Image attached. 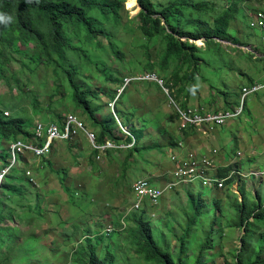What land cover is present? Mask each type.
Wrapping results in <instances>:
<instances>
[{
	"label": "trees",
	"instance_id": "trees-1",
	"mask_svg": "<svg viewBox=\"0 0 264 264\" xmlns=\"http://www.w3.org/2000/svg\"><path fill=\"white\" fill-rule=\"evenodd\" d=\"M165 1L139 0L144 9L139 16L135 32L140 33L145 41L135 52L141 57L139 61L146 60L144 65H147L151 72L157 67L166 69L175 66L171 78L165 82L166 87L171 88L172 95L179 99L186 86L193 84L199 63L196 54L200 48L189 41L205 40L206 45H209L217 44L218 40H226L235 18L236 6L249 4L253 0H220L219 3L209 0L215 5L205 2L192 6L189 0L180 2L168 0V5H165ZM126 2L127 0H0V16L9 17L7 20L0 19V79L5 78L6 72L13 67L15 71L20 69L24 71L28 68L18 63L19 57H14L22 50L19 41L25 35L45 41L48 50L57 58L55 69L60 70L64 77V80L58 77L57 83L53 85L63 98L61 105L68 100L73 104L75 111L80 112L83 120L90 121L96 129L99 145L105 144L108 140L117 146L132 143L133 138L120 129L112 112L104 118L99 115L106 110L108 101L115 98L117 89L123 85L125 78L135 74L130 73L134 64L127 62L129 58L125 49L127 44L124 46L117 44L111 39L112 35L108 31L110 27L128 29L130 25L137 23L135 19L130 18ZM130 3L133 4V0ZM207 5L211 11V19L208 17L210 15L208 10L205 9ZM128 6L131 7V4ZM104 23L108 26H104ZM64 32L69 36L67 40L61 41ZM75 38L78 46L76 48L70 45ZM182 39L186 41L183 42ZM38 45L41 48L45 47L41 43ZM29 47L34 49L36 45L29 44ZM20 58L22 62L26 60L22 54ZM34 68V72L39 75L40 67ZM106 72L110 75L106 79L109 86L103 89V92L98 88H85L83 82L85 77H77L79 73L98 76ZM17 84L19 79H14V83H10L9 79L6 81L8 87H16L17 91H21V86ZM250 84L254 82L250 80ZM104 96L107 97L106 105L100 103ZM129 96L130 93L126 96L124 94L123 100L116 106L117 113L122 119L125 118L123 108ZM33 102L40 107L36 97H33ZM39 109L41 121L60 122L56 114V116L47 114L45 117V111L49 109L47 105ZM139 109L137 106V113H132L135 119L140 117ZM19 112L14 108L10 118L0 116V173L10 164L12 143L17 140L33 143L36 139L33 131L35 123L31 120L24 121L22 118L25 115L23 112L19 115ZM149 123L154 124L153 121ZM124 124L130 128V132L138 141L145 137L144 129L147 124L133 132L131 128L135 127L131 119ZM134 132H138V137ZM37 142L43 144L41 140ZM56 146L54 150L58 153L59 149ZM156 148H159L158 144ZM126 149L132 148L111 149L106 154L111 153L116 157L119 151ZM99 155L101 152L95 150L93 153L95 159ZM21 160L28 163V158L24 155L21 156ZM92 161L90 160V163ZM122 163L127 165L126 160ZM36 165V172L42 167L54 170L55 162L53 159L44 158ZM57 174L62 189L69 197V204L72 202L70 205L74 209L73 214H81L83 217L75 219L73 216L65 219L59 213L56 219L51 218L49 210L52 203L34 188L38 185L37 182L27 175L25 168H14L5 176L0 187V264H183L181 259L186 251L184 235L190 229L203 233V228L195 227L198 221V207L201 205L202 216H208L210 221L203 237L195 245L198 255L195 264L204 263L205 253L213 248V237L223 232V229H215L216 224L222 228L233 226L246 232L242 235L241 246L235 248L238 251L232 259V264H264V258L260 253L252 261L244 258V255L249 253L245 245L264 237V232L262 235L259 233V230L264 229V209L260 203H252L251 198L247 197L243 190L241 203L237 201L236 196H228L221 207L219 201L211 196L212 190L189 185H182L176 190L173 198L178 201L177 209L181 212L180 203L187 202L189 217L182 235L177 237L175 253L170 249V243L166 244L164 240L165 231L172 220L170 209L162 212V215L167 214V221L163 219L155 221L151 217L153 207L149 205L140 211L130 212L123 218L128 210L122 211L114 206L112 201H108L103 203L107 205L106 211L102 209L101 214L96 217L94 208L97 206L96 197L99 193H93L84 185L73 182L67 170ZM46 181V178H42V182ZM9 198L12 201L23 198L25 202L19 203V209L11 207L7 210ZM226 207L236 212L235 218L223 217ZM40 217L44 218L43 225H38ZM99 218L108 221L115 229L108 234ZM17 221L19 223H16ZM11 222L16 225H10ZM53 235L61 241L47 243L51 254L46 256L41 240L45 241ZM78 238L81 240L78 241ZM118 244L120 248L117 247ZM99 246L103 249L99 250Z\"/></svg>",
	"mask_w": 264,
	"mask_h": 264
},
{
	"label": "rangeland",
	"instance_id": "rangeland-1",
	"mask_svg": "<svg viewBox=\"0 0 264 264\" xmlns=\"http://www.w3.org/2000/svg\"><path fill=\"white\" fill-rule=\"evenodd\" d=\"M130 1H128V4H131V7H128L134 9L133 11L130 10L132 17H135L139 12L137 0H133V4ZM176 1L180 2L182 0ZM189 1L191 6L196 3L205 2L214 4L209 0ZM215 1L219 3L220 0ZM168 3L169 1L166 0L165 5H168ZM257 8L264 11V0H253L245 8L242 5L236 6L235 18L231 23L228 38L225 41H217V44L209 45H206L205 40L194 42L200 48L196 54L199 62L196 67L197 73L194 76L193 84L191 83L186 86L178 102L182 106L203 107L209 111H224L228 108L229 110L240 111L237 117L229 119L227 124L223 128H219L215 133L207 135L196 134L193 138L187 139L188 147L185 149L190 150L191 148L192 150H197L199 147L216 149L219 155L215 152L209 153L206 149H202L205 157L210 162L206 167L209 170L215 169L219 165V162L225 163L222 157L225 154L229 155L230 158L233 152L240 151L241 155L237 164H241L242 162L241 170L243 175L247 178L248 182H255V187L260 190L259 196H262L264 194V175L261 179V176L248 177L246 174L251 168L261 172L259 170L263 169H259L258 167L264 165V41L261 37L259 38V34L256 35L246 25L247 17L250 18L252 11ZM205 9L208 10L210 14L208 17L211 19L209 5L205 6ZM135 10H138V12ZM103 25L108 26L106 23ZM108 31L112 35L111 39L117 44L120 46L127 44L125 48L127 50L126 55L129 57L127 58V62L134 64L130 72L131 74L151 72L148 66L144 65L146 60L141 59L139 61L141 57H138V53L135 52L140 44L145 41L140 33L135 32L131 25L128 29L110 27ZM63 35L61 41L67 40L68 33L64 32ZM185 41L184 39L183 42ZM19 42L22 50L15 54L14 57H19L18 63L28 68L24 71L22 69L15 71L13 67L10 71L6 72L5 78L0 79V116L10 118L13 115L14 108H16L25 115L22 118L24 121L31 120L36 123L37 118L40 119L42 117L39 108L46 105L49 109L45 111V117L47 114H56L60 119L63 112H75L73 104L68 102V100L61 105L63 98L53 87L57 83L58 77L62 80H64V77L60 70L55 69L57 58L55 54L48 50L47 43L42 40H36L29 35H25ZM38 43L43 44L45 47H39ZM29 44H35L36 48L30 49ZM70 45L76 48L77 38L73 39ZM253 48H255L257 56ZM21 54L26 59L23 62L20 58ZM37 66L40 67L39 75L34 72V67ZM174 69L175 66L173 65L166 67V69L157 67L154 72L166 81L171 78ZM85 74L79 73L77 75V77H85L83 80L85 88H98L102 91L109 86V82L106 81L110 76L109 73L106 72L98 76H86ZM136 77L139 76L132 78ZM8 79L10 83H14V79H19V84L17 85L21 86V91H17L16 87H8L6 85ZM250 80L257 84L256 87H263L254 93H250L243 99L244 91H241V88L250 84ZM247 89L250 88L247 87ZM124 93L125 96L130 93V96L126 102V106L123 108L125 112L123 120L126 123L131 119L135 127L131 128L132 132L136 128H141L144 124H147L144 129L145 137L141 141L137 140L131 150H121L116 157L111 153L110 155L104 152L101 155V159L98 157L95 159L93 153H91L92 149H94L93 144L82 134L72 140V142H58L56 148L59 149V152L57 153L54 150L52 156L55 162L54 170L41 168L40 171L36 172V168L34 171L35 180L38 182V185L34 186V188H37L39 190L38 193L52 203L49 210L51 218L56 219L59 213L65 219L73 216L76 217L75 219L83 217L81 214H73L74 209L70 205L72 202L69 204V197L62 189L61 180L57 174L62 170L69 171L70 179L73 182L84 185L86 189H90L93 193H99L96 197L97 206L94 208L96 217L101 214L102 209L106 211L107 205L103 203L108 201H112L114 206L122 211L129 207L134 202L131 187L138 180L137 178H142L143 176L149 178L147 174L159 177L161 179H155L154 183L163 188L167 183V177L170 176L171 179L168 182L174 184L171 173V156L169 154H162V152L165 151L167 143L173 142L177 137H179V141L184 142V137L178 129V119L170 106L168 97L162 88L156 85V82L149 83L147 81H140V79H134L130 82ZM33 97L38 99L39 108L33 102ZM55 97L56 99H54ZM102 100L100 103L106 105L105 101L107 97H102ZM98 105L94 104V106ZM137 106L140 108L138 112L140 117L135 119L132 113L136 112ZM7 110H10V116L4 114ZM79 115L81 116L80 112ZM99 115L103 118L109 116V109L107 108L106 111H102ZM84 121L87 127L94 131L90 121ZM151 121L154 122L153 125L149 123ZM134 133L138 137V132ZM157 144L159 148H156ZM12 147H14V144ZM219 156L222 158L220 159ZM90 160L93 161L90 163ZM124 160L127 161V165L122 163ZM35 163L36 161L32 160V165ZM42 178H46L47 181L45 183L42 182ZM168 188L172 192H169L167 196L165 195L159 201L156 205L158 206V211H155L151 217L155 221L159 219L167 221V214L162 215V212L165 209H170L172 220L165 231L164 240L166 244L170 243V249L176 253L177 237L182 235L189 212L187 210V202L186 204L184 202L180 203L179 209H182L181 212L177 209L178 201L173 196L179 188H176L175 184L173 187L170 186ZM11 198L7 200V210L11 209V207L19 209V203L25 202L23 198L15 201H12ZM237 201L241 203L239 198H237ZM101 205L103 208H101ZM202 211L203 207L201 205L198 207V221L195 227L203 228L202 231L204 233L207 230L210 219L206 215L202 216ZM223 217L235 218L236 212L234 210L230 211L226 207ZM39 220L38 225H43L44 218L40 217ZM99 220L104 225L103 228L106 231L110 223L103 220V218H99ZM35 222L37 223V219ZM16 223L19 222L17 221ZM16 223L11 222L9 224L16 225ZM77 223L80 224L78 221ZM53 226H56V224H53ZM215 229H223V232L213 237V248L205 253L203 264H232V259L238 251L235 248L241 246V238L245 233L243 229H237L233 226L222 228V226L216 224ZM193 230L190 229L184 235L186 251L181 259L183 264H195V260L198 258L195 245L203 237V233ZM263 232L264 229L259 230L261 235ZM254 238H256L255 233ZM79 240L81 238H78ZM117 247L120 248V244ZM245 247L249 251L248 254L244 255L246 260H254L259 253L264 258V237L245 245ZM98 249L102 250L103 247L99 246Z\"/></svg>",
	"mask_w": 264,
	"mask_h": 264
},
{
	"label": "clouds",
	"instance_id": "clouds-1",
	"mask_svg": "<svg viewBox=\"0 0 264 264\" xmlns=\"http://www.w3.org/2000/svg\"><path fill=\"white\" fill-rule=\"evenodd\" d=\"M128 1L129 0H127V2H126V8L130 13V18L135 19L137 21V23L135 25H131L132 28L135 30L139 24V16H140V14L144 8L140 4L139 0H137L139 12H138V10H135L138 12V14L135 17H132L131 10L133 11L134 9H131L128 7ZM248 5L249 4H244V5H242V7L245 8V6H248ZM238 6H240V4ZM261 14L263 15V19H264V11L263 10H261L260 8H257L254 11H252V13L250 14V18L247 17L246 25L248 24V26H249L248 28L253 30L256 35L259 34V38L261 37V39L264 41V30H260L257 27H254L252 25V22H255L257 19H259L261 17L260 16ZM247 15H248V12H247ZM0 19L7 20V19H9V17L0 16ZM183 40L184 39H182V41ZM218 41H225V40H218ZM189 42L194 43L197 41L190 40ZM253 49L255 51V48H253ZM255 55L257 56L256 51H255ZM134 76H139V77H136L134 79H138V80L140 79V81H147L149 83L150 82H156V85L158 87L162 88L165 95L168 97L170 106L174 110L176 117L178 119V123H179L178 129L181 132V135H183V137H184V142L179 141V137H177V139L174 140L173 142L167 143L165 151H163L162 154H169L171 156V159H172V156H177L180 159H182V158H186L190 153H194V155L198 156V158L200 159L202 156H205V153L203 152L202 149H206V151L209 153L215 152L217 155H219L218 151L216 149H211V148L199 147L197 150H192L191 148H190V150L185 149L188 147L186 140L189 138H193V136L196 134L207 135V134L215 133L219 128H223L227 124V121L229 119H233V118L237 117L240 114V111L235 110V111L231 112L232 111L231 109L230 110L225 109L224 111H209L203 107L202 108H196V107H192V106H185V105L182 106L180 104V102H178V99H176L172 95L171 88L166 87L167 83L165 82V80L163 78H160V76L156 72L141 73V74L135 73L134 75L125 78V82L123 83V85L117 89L115 98L113 100H109L107 105H106V109L108 108L109 112H112L116 116V119H117V122L119 124L120 129L127 136H131L133 138L132 143H130V144L123 143L122 146H120V145L117 146L115 143L112 144L110 142V140H108L105 144L99 145L97 143V132L95 130V127L92 126L95 132L92 129L88 128L85 121L79 115V111L63 112V114L60 118V122H52V121L51 122H43L39 118H37V122L35 123V130H34L35 135H36V139L34 140V142L33 143H27L24 141H17V142H14L11 144L10 147L12 148V151H11V157L9 159L10 164L7 167H5L0 173V187H1V185L5 179V176L8 175L14 168H17V167L25 168L27 170V175L31 176L32 180H35L34 170L37 168L36 164L38 162L42 161L44 158L52 159L55 146L58 144V142H65V143L72 142V140L76 139L81 134L84 135L93 144L94 149H92L91 153H94L95 150H98L101 152V155H102L104 152H107L110 145H112V149L132 148L136 144L137 139L130 132V128L128 126H125L124 120L117 113L116 106L121 100H123V97L125 94L124 92L127 89L130 82H132L134 80L132 78ZM256 86H257V84L254 83L252 85L248 84L246 87H242L241 91L242 90L244 91L243 99H245V97H247L250 93H254L263 87V86H260V88H258ZM247 87L250 89H247ZM188 110H190V112L199 114L200 116L205 117L206 119L208 116H211L214 119V120H212V122L215 125H216V122H215V116L216 115H221V114L225 115V113L231 112V114H234V116L226 117L224 119V123L222 125H217V127L215 128V130L213 132L203 133V128L197 127L196 125L190 124V123L185 122L184 120L181 119L180 112L181 111H188ZM104 111H106V110H104ZM5 115L10 116V110H7L5 112ZM70 115H73L74 117H76V119L83 124L84 129L80 128V130L77 134L70 136V138L67 140L54 141L52 144V151L49 154H45L44 156H40L36 153V151L30 150V149H26L24 152L20 153L19 151H17V149H14V147H12L13 144L16 145L19 142H23L25 145H28V146L44 147L48 141V137H46L44 139H38L37 128H38L39 124H52V123L56 124L57 123L60 126H64L65 121H67V118ZM89 134L94 135V138L92 140L90 139ZM39 140H41L43 142L42 145L39 144V142H37ZM22 155H24L28 158V163H24L21 160ZM81 155H83V153H81ZM101 155H99L97 157L99 159H101L102 158ZM240 155H241V152L238 150L233 152V154L231 155L230 158H229V155L225 154L224 156H222L223 159L225 160V163L219 162V165L215 169H211V170H209L206 167L200 166L198 171L196 173H194V175L192 177L178 176L177 174H175L176 168H177V163L172 159V172H171L172 176H173L172 180L174 181L176 188H181L182 185H189V186L196 187V188L198 186H201L204 188V190H212L211 196L215 197L219 201L220 207H221V205H223L224 201L227 199L228 196H236L242 202L243 198H242L241 190H243L245 192V194H247V197L251 198L252 203L255 202V198H256V200H257L256 202L260 203L262 208L264 209V194L262 196H260V199H258V195H259L260 190L255 187V182H253V181L248 182L247 178H245V176L243 175V172L241 170L242 162H241V164H239V163L237 164V161L239 160ZM222 157L219 156L220 159ZM32 160L36 161V163L33 165H32ZM32 167H33V169L31 171ZM42 168H44V167H42ZM258 168L263 169V170H259L261 172H258L257 169L253 170V168H251L246 173L247 176L248 177L249 176L250 177L261 176V179H262V176L264 175V165L259 166ZM147 176L149 178H146V176H143L142 178H137L138 180L136 179L137 181L132 184L131 191L133 194L134 202L129 207H127L125 210H123V211L128 210L125 213L123 218H125L130 212H133V211L137 212V211L142 210L146 205L153 207V212L151 213V216H153V213L155 211L156 212L158 211V206H156V205L159 203V201L165 195L167 196L169 194V192H172L171 190H168L169 189L168 187H170V186L173 187V185H174L171 182H168L169 179H171L170 176L167 177V183L163 188H160L158 185H156L154 183L155 179H161V178L153 177L150 175H147ZM142 179L149 181L152 187H154V188H156L162 192V195L158 198L157 202H155L154 199L150 198L149 196L140 197L137 195L136 190H135V184L139 180H142ZM35 182H36V180H35ZM249 183H250V185L248 186ZM166 186H167V188H165ZM250 220L252 221V218H250ZM112 231H113V227L110 224L107 227L106 232L109 234ZM243 232L246 233L244 230H243ZM54 240H57L58 242L61 241L55 235H53V237H48L47 239H45V241L41 240V244L44 246V255L48 256L51 254V250H50L49 246L47 245V243L54 241ZM46 245H47V247H45Z\"/></svg>",
	"mask_w": 264,
	"mask_h": 264
},
{
	"label": "built area",
	"instance_id": "built-area-1",
	"mask_svg": "<svg viewBox=\"0 0 264 264\" xmlns=\"http://www.w3.org/2000/svg\"><path fill=\"white\" fill-rule=\"evenodd\" d=\"M257 19L255 22H252L254 27H257L260 30H264V19L263 15ZM181 119L190 124H194L197 127L203 128V133L213 132L217 125H222L226 117H232L234 114L225 113L223 115H216L215 122L216 125L212 122L214 120L211 116L205 117L200 116L199 114L188 111L180 112ZM204 125V126H203ZM84 129V126L79 122L76 117L70 115L65 121L64 126L59 124H39L37 128V137L38 139H44L48 137V141L44 147H34L25 145L23 142H19L14 145V149H17L20 153L24 152L26 149L34 150L40 156L49 154L52 151V144L54 141L67 140L70 136L75 135L79 130ZM90 139L94 138V135L89 134ZM172 159L177 163V168L175 174L178 176L192 177L194 173L198 171L200 166L207 167L210 162L207 157L202 156L200 159L194 153H190L186 158L180 159L177 156H172ZM135 190L138 196L144 197L149 196L157 202L158 198L162 195V192L151 186L150 182L142 179L135 184Z\"/></svg>",
	"mask_w": 264,
	"mask_h": 264
},
{
	"label": "bare ground",
	"instance_id": "bare-ground-1",
	"mask_svg": "<svg viewBox=\"0 0 264 264\" xmlns=\"http://www.w3.org/2000/svg\"><path fill=\"white\" fill-rule=\"evenodd\" d=\"M173 111H174V110H173ZM233 111H235V110H232L231 112H233ZM231 112H230V113H231ZM224 117H225V115H223V118H224ZM33 131H34V129H33ZM33 131H32V132H33ZM34 138H35V137H34ZM22 140H23V139H22ZM17 141H18V140H17ZM25 142H26V141H25ZM110 142L113 144L112 141H110ZM101 145H102V144H101ZM111 149H112V145H110V147L108 148V150H111ZM108 150H107V151H108ZM45 159H46V158H45ZM41 163H42V162H41Z\"/></svg>",
	"mask_w": 264,
	"mask_h": 264
}]
</instances>
